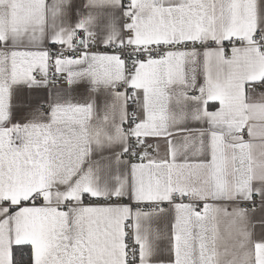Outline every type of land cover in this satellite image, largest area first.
<instances>
[{
    "label": "snow or ice",
    "instance_id": "obj_1",
    "mask_svg": "<svg viewBox=\"0 0 264 264\" xmlns=\"http://www.w3.org/2000/svg\"><path fill=\"white\" fill-rule=\"evenodd\" d=\"M0 264H264V0H0Z\"/></svg>",
    "mask_w": 264,
    "mask_h": 264
},
{
    "label": "crops",
    "instance_id": "obj_2",
    "mask_svg": "<svg viewBox=\"0 0 264 264\" xmlns=\"http://www.w3.org/2000/svg\"><path fill=\"white\" fill-rule=\"evenodd\" d=\"M61 86H63V82L61 81V84L60 85H58L57 87H61Z\"/></svg>",
    "mask_w": 264,
    "mask_h": 264
},
{
    "label": "built area",
    "instance_id": "obj_3",
    "mask_svg": "<svg viewBox=\"0 0 264 264\" xmlns=\"http://www.w3.org/2000/svg\"><path fill=\"white\" fill-rule=\"evenodd\" d=\"M60 84H61V82L59 84H57V86L60 85Z\"/></svg>",
    "mask_w": 264,
    "mask_h": 264
}]
</instances>
